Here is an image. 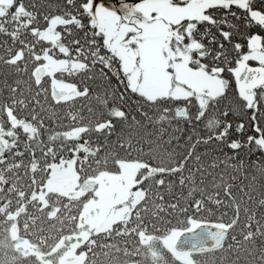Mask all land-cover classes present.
<instances>
[{
  "label": "snow or ice",
  "instance_id": "6c2138e0",
  "mask_svg": "<svg viewBox=\"0 0 264 264\" xmlns=\"http://www.w3.org/2000/svg\"><path fill=\"white\" fill-rule=\"evenodd\" d=\"M58 7L0 0V264H264V0Z\"/></svg>",
  "mask_w": 264,
  "mask_h": 264
},
{
  "label": "trees",
  "instance_id": "16d2710c",
  "mask_svg": "<svg viewBox=\"0 0 264 264\" xmlns=\"http://www.w3.org/2000/svg\"><path fill=\"white\" fill-rule=\"evenodd\" d=\"M37 4H38V7H39V10L41 12H44V13H47V12H58L59 11V7L58 5H62L63 4V0H37ZM0 39H8L7 37H0ZM10 42V41H9ZM3 72H6V69H3V68H0V73H3ZM5 77L3 75H0V81H3ZM11 82V80L9 81ZM97 84H100V81H97ZM150 132L154 131L153 129L149 128ZM173 132L171 129H169L167 132L164 133V136H163V139L164 140H167L169 138L170 135H172ZM176 135H181L180 133H175ZM187 133H184V135L181 137V143H183V139L186 137ZM153 139H156L157 137L156 136H153L152 137ZM115 136L112 137V140L115 141ZM207 151L208 152V156L204 158V160L202 161L203 163L207 164L209 163L211 160L219 157V159H223V154L220 153L218 150L215 149L214 146H208L206 149L205 147H201L198 151L199 153H203L204 151ZM241 156L244 157L245 156V153H241ZM247 162V161H246ZM232 163H237V161H232ZM223 170V165H221V167L219 169H217L216 171L219 172ZM229 171H231L229 169ZM234 175L237 176V179L234 180V181H230L231 183H233L234 185H239L241 183H244V184H247L248 183V180H245L244 179V175L240 174V173H233ZM249 179H250V176L251 174V170H249ZM209 180L211 179V177L208 178ZM257 184L260 185V184H264V178H261L257 175ZM181 190L177 187L174 189V194L175 193H179ZM184 191V194L186 195L187 194V189L183 190ZM261 191H264V189H261L258 187L257 189V198H259V192ZM167 199V197H166ZM259 211L261 210H258V214H259ZM259 244V241L257 242ZM234 257H228V259H233ZM241 264H243V259L241 260Z\"/></svg>",
  "mask_w": 264,
  "mask_h": 264
},
{
  "label": "water",
  "instance_id": "95a60500",
  "mask_svg": "<svg viewBox=\"0 0 264 264\" xmlns=\"http://www.w3.org/2000/svg\"><path fill=\"white\" fill-rule=\"evenodd\" d=\"M109 6H113L115 4V0H107Z\"/></svg>",
  "mask_w": 264,
  "mask_h": 264
}]
</instances>
